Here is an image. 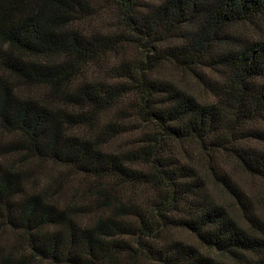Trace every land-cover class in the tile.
I'll return each mask as SVG.
<instances>
[{
    "label": "trees",
    "instance_id": "obj_1",
    "mask_svg": "<svg viewBox=\"0 0 264 264\" xmlns=\"http://www.w3.org/2000/svg\"><path fill=\"white\" fill-rule=\"evenodd\" d=\"M219 156L264 186V0H0V231L19 235L0 264H264ZM45 162L61 172L42 189Z\"/></svg>",
    "mask_w": 264,
    "mask_h": 264
},
{
    "label": "rangeland",
    "instance_id": "obj_2",
    "mask_svg": "<svg viewBox=\"0 0 264 264\" xmlns=\"http://www.w3.org/2000/svg\"><path fill=\"white\" fill-rule=\"evenodd\" d=\"M164 75L173 78L183 90L194 95L198 100L208 99L209 95L207 94L208 92L205 90L204 86L201 85V83H199L198 81L193 80L191 77L182 75L180 73H173L171 70L169 71L168 74H164ZM104 77L105 79H109L110 76L105 75ZM215 78L218 79L217 77L214 76V79ZM19 90L24 95L26 92L30 91L32 95L35 97H41L45 93L38 88L25 89V90L19 88ZM118 145L119 142H114V147ZM32 163H36V162L33 161ZM219 163H221V165L227 169L233 180L237 182L238 186L241 189H243L247 195H249L251 198H254L258 216L260 217V219L263 221L264 224L263 183L258 179L250 178L248 175L244 173L241 167L235 165L230 158H227V156H219ZM52 172L54 174H59L61 170L59 167L52 165V163L45 162L42 165V169L38 173V177L36 178L34 176V179L36 178L40 188L46 189L47 186H49L52 183V179H51ZM75 181H77V178L72 177V179L69 182L65 183L64 186L62 185L61 188L62 193H64L69 186L76 185L77 183ZM208 190L212 200L214 202L221 204L228 211L230 216L240 225V227L243 228L248 227L247 222L243 218L239 205L228 192H225L222 188H220V186L213 184L211 181L208 183ZM65 194H67V192ZM169 237H173L174 239L181 241L184 244L193 245L196 248H199L202 252L209 254L215 259H223L229 263H234L233 260L229 259V257L225 255H221L216 253L215 251L201 247V245L198 243L197 238L192 233H189L185 230L175 229L169 234ZM18 238L19 235L17 233H13L7 228H2V231H0V245L3 247H7L8 245L13 244L14 242L17 241Z\"/></svg>",
    "mask_w": 264,
    "mask_h": 264
}]
</instances>
